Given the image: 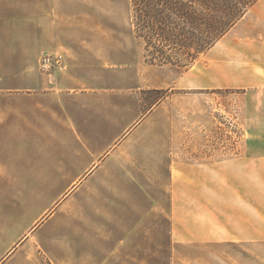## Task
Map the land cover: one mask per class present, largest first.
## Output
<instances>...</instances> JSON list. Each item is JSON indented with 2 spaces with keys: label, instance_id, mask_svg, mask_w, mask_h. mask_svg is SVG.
I'll return each instance as SVG.
<instances>
[{
  "label": "crops",
  "instance_id": "1",
  "mask_svg": "<svg viewBox=\"0 0 264 264\" xmlns=\"http://www.w3.org/2000/svg\"><path fill=\"white\" fill-rule=\"evenodd\" d=\"M100 24L68 0H0V264H259L264 144L192 142L194 111L146 97L170 86L162 67ZM173 81L240 92L264 135V0Z\"/></svg>",
  "mask_w": 264,
  "mask_h": 264
},
{
  "label": "rangeland",
  "instance_id": "2",
  "mask_svg": "<svg viewBox=\"0 0 264 264\" xmlns=\"http://www.w3.org/2000/svg\"><path fill=\"white\" fill-rule=\"evenodd\" d=\"M68 9L69 14L74 12L81 16H98L101 22H109L110 24H100V30L109 27L108 30L115 32L116 37L120 38L118 39L119 42L139 52L144 63L160 69L162 67L164 84L167 86L170 82V86L161 91H148L146 97L149 98L152 95L156 98H166L175 94V106L178 107L180 112L194 111L191 122L197 124L201 136L193 139L192 142H196L195 140L198 139L199 144L207 145L206 149L210 150H208L209 154L211 152V154H219L222 157L239 155L242 146L251 143L252 139H257L255 142L264 144V135L251 137V121L246 116L250 117L252 104L249 101L246 102L243 98V102L241 101L243 112L237 107L242 96L240 92L229 90H178L175 89V84L172 83L175 80V75L177 76L178 73L189 69L170 65L159 66L148 62L149 56L143 49L144 40L137 39L133 34L131 0H68ZM171 87H174V89H171ZM251 93L249 91L246 95H251ZM184 97H195V99L185 101ZM236 99H238V102ZM181 120L184 127L189 129L185 126L188 120L183 117ZM262 125L264 126V121H261ZM260 131H264V128ZM263 186L261 185V187ZM262 207H264L263 200H261ZM261 237L264 239V233H261ZM259 251V264H264V240L260 243ZM245 256L246 253H244V257L239 258V264H251Z\"/></svg>",
  "mask_w": 264,
  "mask_h": 264
},
{
  "label": "trees",
  "instance_id": "3",
  "mask_svg": "<svg viewBox=\"0 0 264 264\" xmlns=\"http://www.w3.org/2000/svg\"><path fill=\"white\" fill-rule=\"evenodd\" d=\"M259 0H131L148 62L192 68Z\"/></svg>",
  "mask_w": 264,
  "mask_h": 264
},
{
  "label": "built area",
  "instance_id": "4",
  "mask_svg": "<svg viewBox=\"0 0 264 264\" xmlns=\"http://www.w3.org/2000/svg\"><path fill=\"white\" fill-rule=\"evenodd\" d=\"M40 65L45 71H49L54 67L62 68L64 65V57L60 54H46L42 56Z\"/></svg>",
  "mask_w": 264,
  "mask_h": 264
}]
</instances>
